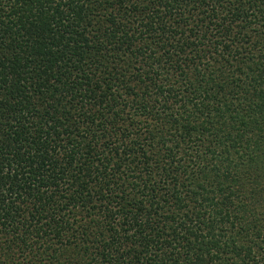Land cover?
Wrapping results in <instances>:
<instances>
[{
	"label": "trees",
	"instance_id": "trees-1",
	"mask_svg": "<svg viewBox=\"0 0 264 264\" xmlns=\"http://www.w3.org/2000/svg\"><path fill=\"white\" fill-rule=\"evenodd\" d=\"M0 264H264V0H0Z\"/></svg>",
	"mask_w": 264,
	"mask_h": 264
}]
</instances>
